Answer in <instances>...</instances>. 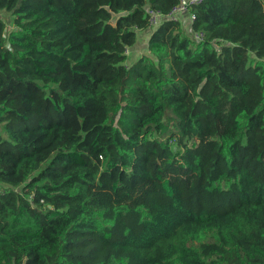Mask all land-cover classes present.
Segmentation results:
<instances>
[{"label": "trees", "instance_id": "16d2710c", "mask_svg": "<svg viewBox=\"0 0 264 264\" xmlns=\"http://www.w3.org/2000/svg\"><path fill=\"white\" fill-rule=\"evenodd\" d=\"M177 2L0 0V264H264V0Z\"/></svg>", "mask_w": 264, "mask_h": 264}, {"label": "built area", "instance_id": "2783aa9c", "mask_svg": "<svg viewBox=\"0 0 264 264\" xmlns=\"http://www.w3.org/2000/svg\"><path fill=\"white\" fill-rule=\"evenodd\" d=\"M202 0H178V2L167 12H162L152 7L146 8L147 23L149 28L156 27L163 20H179V14L182 12H189L188 19L191 22L194 19V14L190 12L193 5L199 4ZM192 36L197 41L204 40V32L201 30H194ZM217 51L220 50V44L217 46ZM128 53V48L126 49Z\"/></svg>", "mask_w": 264, "mask_h": 264}, {"label": "rangeland", "instance_id": "374dc122", "mask_svg": "<svg viewBox=\"0 0 264 264\" xmlns=\"http://www.w3.org/2000/svg\"><path fill=\"white\" fill-rule=\"evenodd\" d=\"M0 13H1L2 18H4L6 20L5 21L6 29L4 32V36H5V43H6V45H8L7 36L12 30L16 29V26H14V24L12 23V17H10V15H9L10 12H8L7 10L0 9ZM113 16H115V15H113ZM184 26L186 27L187 30L190 29V25L186 24ZM148 29L149 28H146L145 30L147 31ZM149 30H151V28ZM145 54L147 56H149L150 59H153V57L150 55V53L147 50L145 34L138 33L136 43L133 47L130 48L129 53H127V56H126L124 63L126 65H129L134 59H136L137 57H139L141 55H145ZM3 135H4V133H3ZM6 187L7 186L0 184V189L6 188Z\"/></svg>", "mask_w": 264, "mask_h": 264}, {"label": "crops", "instance_id": "0c3cea01", "mask_svg": "<svg viewBox=\"0 0 264 264\" xmlns=\"http://www.w3.org/2000/svg\"><path fill=\"white\" fill-rule=\"evenodd\" d=\"M6 14V13H5ZM188 14H189V12H182V13H180L179 14V21L181 22V23H183V24H189L190 22H189V19H188ZM10 17H12V15H11V12H10ZM0 18H2V16H1V13H0ZM4 21H6L4 18H2ZM150 31L151 30H139V33H142V34H145V40L147 41V38H148V36H149V33H150ZM133 47V46H132Z\"/></svg>", "mask_w": 264, "mask_h": 264}]
</instances>
